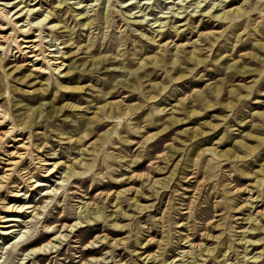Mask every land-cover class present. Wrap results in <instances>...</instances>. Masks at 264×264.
I'll use <instances>...</instances> for the list:
<instances>
[{
  "label": "rangeland",
  "instance_id": "1",
  "mask_svg": "<svg viewBox=\"0 0 264 264\" xmlns=\"http://www.w3.org/2000/svg\"><path fill=\"white\" fill-rule=\"evenodd\" d=\"M1 27L0 175L28 148L0 264H264V0H0ZM26 35L84 90L33 71Z\"/></svg>",
  "mask_w": 264,
  "mask_h": 264
},
{
  "label": "bare ground",
  "instance_id": "2",
  "mask_svg": "<svg viewBox=\"0 0 264 264\" xmlns=\"http://www.w3.org/2000/svg\"><path fill=\"white\" fill-rule=\"evenodd\" d=\"M35 7V6H34ZM25 9V7H22L23 10ZM6 11V10H5ZM25 14L26 15H30V14H34L37 12V9L34 8H26L25 10ZM17 12H15L16 14ZM7 15V14H6ZM20 14H17L16 18H19ZM224 15H222L223 17ZM48 20L47 16H44L43 18H40L38 21L42 22ZM46 24H49V28L54 30L56 29V24H54L53 21H47ZM22 26V25H21ZM20 26V27H21ZM19 32L22 34H25V32H27V30L24 27L19 28ZM12 37L11 33H7L5 28L1 27L0 28V42H7L8 40H10ZM181 37V35L179 36ZM19 42H16V48H17V52H19L20 54H23L26 57V61H32L31 63V67H33V71L40 73V74H44L46 73V69H50L51 67H53V71L57 72L58 74H62L61 79L60 77L58 78V84L59 86L64 89V90H74V91H82L84 90V87L81 85H74V86H68V85H64L61 82L67 78V76L70 73V70H66V66L65 65V61H66V57L65 55L62 53V51L60 50H56V51H49L48 53H46V55L44 57H39L40 56V44L39 39H35V38H29V36H25L23 38H20L19 40H17ZM1 48V47H0ZM29 62L25 63V64H29ZM24 64V63H23ZM46 65V66H44ZM28 66V65H26ZM30 67V66H29ZM21 68V66H17L15 67V70L18 71ZM66 70V71H65ZM42 84H46V83H42ZM41 106V105H40ZM67 106V104H66ZM70 106V105H68ZM71 107H74L73 105H71ZM76 108V107H74ZM55 109L53 107H51L50 109V113H54ZM59 111H62L61 109ZM0 115L1 117H5L6 113L5 111L0 109ZM2 122V123H1ZM0 122V125L3 124V121ZM12 133V130L10 129H5V130H0V142L4 141L6 137H8L10 134ZM27 139V138H26ZM16 140H22L19 139L18 137L16 138ZM24 141V140H23ZM25 143H28L27 141L22 142L21 144H18L16 148V150H12L11 152H7L6 156L8 157L6 160V166L4 167V169H2V174L0 175V189L2 187V183L5 181H8L11 177L12 174L14 173V169L16 168V166L20 163L21 159L23 158V155L25 154L28 146L25 145ZM11 149V148H10ZM25 150V151H22ZM5 155V154H4ZM6 158V157H5ZM41 163V166H48L50 165L49 162H47L46 159L41 158L40 156L37 157ZM53 165V164H52ZM57 164H54L51 168L48 167H44L42 169L45 170V174L43 177L44 178H49L50 176H54L55 172H57L54 168L56 167ZM22 169V168H21ZM25 169V173L26 176H28L27 179L28 182H32V190H36L41 188L42 186H44L43 184H41L42 182L36 181V180H32V178L34 177L35 173H32L29 169H27V167L24 168ZM15 189V188H14ZM24 195V193L22 194L21 191L16 193L17 197H20ZM4 206V205H3ZM7 208H10L7 207ZM6 208V209H7ZM13 208V207H11ZM23 206L20 208L22 209ZM19 213H22L23 211L20 210L18 211ZM1 217V216H0ZM13 221H17V219H15L12 216H2L1 217V223H4L3 228H5V230H3L4 232L1 234H9L8 232H6V228L12 226L9 225V222H13ZM85 222L89 223L90 220L85 217ZM76 224H80V223H75L73 225H68L67 227L72 228L71 226H77ZM84 225H81L80 227H82ZM58 238V236L56 237ZM52 240H55L54 238H52ZM53 248V245H51V241H48L40 246L31 248L30 250L27 251L26 255H30V254H35V253H42L44 251H48L50 249ZM88 264V263H87Z\"/></svg>",
  "mask_w": 264,
  "mask_h": 264
}]
</instances>
